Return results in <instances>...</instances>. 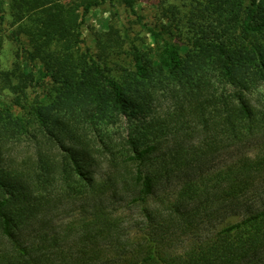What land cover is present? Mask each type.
Instances as JSON below:
<instances>
[{
  "label": "trees",
  "instance_id": "trees-1",
  "mask_svg": "<svg viewBox=\"0 0 264 264\" xmlns=\"http://www.w3.org/2000/svg\"><path fill=\"white\" fill-rule=\"evenodd\" d=\"M142 1L0 0V264H264V0L174 5L173 24ZM106 4L152 43L110 25L91 48ZM38 133L35 165H10Z\"/></svg>",
  "mask_w": 264,
  "mask_h": 264
},
{
  "label": "rangeland",
  "instance_id": "rangeland-1",
  "mask_svg": "<svg viewBox=\"0 0 264 264\" xmlns=\"http://www.w3.org/2000/svg\"><path fill=\"white\" fill-rule=\"evenodd\" d=\"M204 2L205 0H169L168 3L164 6L160 5V0H147L146 2L142 1L138 4L137 10L141 13L147 21H159L164 23H174L175 16L171 7L176 5L181 7L182 9H186L185 11H190L191 7L199 6L198 2ZM64 3H72L73 0H62ZM76 5V4H74ZM8 22L6 25H0V39L5 41L4 45V55L3 63L9 66L13 60L11 51L13 49L11 43L8 41ZM113 25L119 31L121 36H129L131 40H136V43L139 44L141 40L148 39V43H152L151 40L147 37L145 31L140 28V26L136 25L135 18L130 15V13L125 10L122 6L111 7L109 4H106L102 7L92 9L90 14L86 17V23L83 26L84 38L87 41L88 45L91 48H95V41L92 35V29L99 32L107 31L109 26ZM261 96L264 94V89H261L258 92ZM258 95V94H257ZM172 100L164 99L160 100L155 105L156 112L164 115L168 112V110L172 109ZM145 123L148 119H143V117H137L131 121L129 119L123 117L121 121L111 127V134L114 140H122L127 139L132 134L135 127L140 126L141 123ZM34 138V137H33ZM33 138L24 139L22 143L17 144L11 148L10 158L8 163L13 167L21 170V168L25 167L24 165H35L38 161V152L39 150L45 149L40 147L38 143L43 140L44 136L38 133L39 140H35ZM105 163L102 159L99 162V166L96 169L98 174L102 172V169H105Z\"/></svg>",
  "mask_w": 264,
  "mask_h": 264
}]
</instances>
